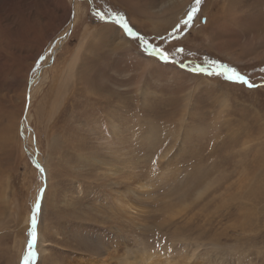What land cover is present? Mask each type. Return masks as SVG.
<instances>
[{
	"label": "rangeland",
	"instance_id": "374dc122",
	"mask_svg": "<svg viewBox=\"0 0 264 264\" xmlns=\"http://www.w3.org/2000/svg\"><path fill=\"white\" fill-rule=\"evenodd\" d=\"M191 7L0 0V264H264V0Z\"/></svg>",
	"mask_w": 264,
	"mask_h": 264
},
{
	"label": "snow or ice",
	"instance_id": "6c2138e0",
	"mask_svg": "<svg viewBox=\"0 0 264 264\" xmlns=\"http://www.w3.org/2000/svg\"><path fill=\"white\" fill-rule=\"evenodd\" d=\"M196 3V7H191L189 11H187L186 15H187V19L183 20L182 23L185 26H188L191 24V22L194 19L195 14L198 11V7L201 4V0H195ZM101 19H103V17H101ZM116 23L119 24L125 31L126 35L130 36V37H134L137 39L142 40V37H137L136 33H134L132 31V29L129 27V25L124 21L123 17H120L119 20H116ZM145 50L148 49L149 45H147V43H145ZM159 58L161 60H167L168 57L163 53V52H158ZM205 63L208 65L207 68L205 67H200L197 66L193 69V71L197 72V73H204L208 76H222L225 80L234 82V83H241V84H246L249 87H253L254 85H252L243 75H241L239 72H237L234 68H229L226 65L222 64V63H218L217 61L214 60H206ZM212 68L214 69L213 71H209L208 69ZM215 69H219V71H216ZM41 171H43V169H41ZM39 201L37 202V210H39ZM35 226H36V217L35 215H33L32 217V231L30 232V240L28 241V255L25 258V264H27L28 261L32 260L33 258H35L36 253L34 251L35 245H36V241H37V235H36V231H35Z\"/></svg>",
	"mask_w": 264,
	"mask_h": 264
},
{
	"label": "bare ground",
	"instance_id": "6f19581e",
	"mask_svg": "<svg viewBox=\"0 0 264 264\" xmlns=\"http://www.w3.org/2000/svg\"><path fill=\"white\" fill-rule=\"evenodd\" d=\"M224 17H226V16H224ZM234 17V16H233ZM235 18V17H234ZM232 19V18H231ZM262 27V26H261Z\"/></svg>",
	"mask_w": 264,
	"mask_h": 264
},
{
	"label": "water",
	"instance_id": "95a60500",
	"mask_svg": "<svg viewBox=\"0 0 264 264\" xmlns=\"http://www.w3.org/2000/svg\"><path fill=\"white\" fill-rule=\"evenodd\" d=\"M71 25H73V21H72Z\"/></svg>",
	"mask_w": 264,
	"mask_h": 264
},
{
	"label": "trees",
	"instance_id": "16d2710c",
	"mask_svg": "<svg viewBox=\"0 0 264 264\" xmlns=\"http://www.w3.org/2000/svg\"><path fill=\"white\" fill-rule=\"evenodd\" d=\"M166 53V52H165Z\"/></svg>",
	"mask_w": 264,
	"mask_h": 264
}]
</instances>
